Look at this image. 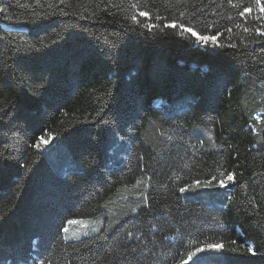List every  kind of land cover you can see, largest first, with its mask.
Masks as SVG:
<instances>
[{"label": "trees", "instance_id": "obj_1", "mask_svg": "<svg viewBox=\"0 0 264 264\" xmlns=\"http://www.w3.org/2000/svg\"><path fill=\"white\" fill-rule=\"evenodd\" d=\"M259 3L0 0V264H264Z\"/></svg>", "mask_w": 264, "mask_h": 264}, {"label": "rangeland", "instance_id": "obj_2", "mask_svg": "<svg viewBox=\"0 0 264 264\" xmlns=\"http://www.w3.org/2000/svg\"><path fill=\"white\" fill-rule=\"evenodd\" d=\"M262 5L263 4L260 2V10ZM196 36L198 38V43L203 45L210 43H220V40L217 36L199 35L197 33ZM201 37H209V39L205 41L202 40ZM212 37H215V39H211ZM37 146L44 149L45 151H48L51 156L53 155V158L51 157L50 161L58 171L64 172L66 169L77 170L80 168V166L72 160V157L68 151H65V154L62 153L63 151L62 147L60 146V142L59 140L57 141L56 137L52 133L48 132L41 136L37 142ZM227 180L229 179H222L219 184L224 186ZM213 198L217 200V197ZM101 223L102 219H71L67 222L65 234L68 238L81 236L84 233L98 229Z\"/></svg>", "mask_w": 264, "mask_h": 264}, {"label": "snow or ice", "instance_id": "obj_3", "mask_svg": "<svg viewBox=\"0 0 264 264\" xmlns=\"http://www.w3.org/2000/svg\"><path fill=\"white\" fill-rule=\"evenodd\" d=\"M257 3H259V0H257ZM261 10L264 11V5L261 6ZM245 11L250 12L251 9H245ZM142 15H146V13H142ZM134 19H135V17H134ZM172 26L174 27L175 25H172ZM187 30L190 31V32L192 31L191 29H187ZM201 39L207 41L209 39V37H201ZM211 39L214 40L215 37H212ZM227 178L229 180H232V179H234V176L232 174H229ZM207 247L208 248H223V245L222 244H210Z\"/></svg>", "mask_w": 264, "mask_h": 264}]
</instances>
